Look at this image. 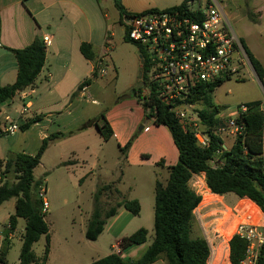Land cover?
<instances>
[{"label": "trees", "instance_id": "trees-1", "mask_svg": "<svg viewBox=\"0 0 264 264\" xmlns=\"http://www.w3.org/2000/svg\"><path fill=\"white\" fill-rule=\"evenodd\" d=\"M113 1L121 15L128 14L120 0ZM187 1L183 0L180 4L168 8H183ZM248 16L251 20H255L251 14ZM239 39L264 91V67L250 52L244 40ZM125 41L131 42L127 36H125ZM138 49L144 58L142 76L144 81L146 59L142 49ZM9 51L14 55L17 73L13 83L0 86V106L13 97L17 90L34 84L43 67L46 53L42 40L39 38H35L23 48L9 49ZM80 51L85 58H93L88 44L81 43ZM96 76L95 68L92 77ZM222 81L201 85L193 94L195 99L202 102L199 115L209 131L210 139L205 147L199 146L194 136L181 128L168 107L160 104L155 98L153 90L147 99L142 100L146 116L157 125L167 126L178 151L177 161L167 167L168 174L165 182L156 180L154 184V237L137 259L129 260L120 253L110 252L91 261L90 264H153L161 256L167 264H207L209 253L207 242L203 237L191 236L193 211L201 201V196L195 193L188 184L194 173H204L206 185L212 193L218 195L232 193L237 198L247 197L255 202L264 213V158L262 156L264 111L262 103L261 100L244 102L247 109L235 118V124L242 130L233 137V142L229 147L223 148L224 140L220 135L212 132V129L220 124L223 125L224 120L215 118L219 110L211 99L214 88ZM89 82L90 78L83 79L76 91ZM132 92L140 97L141 88L133 89ZM38 118L37 116L26 118L20 129H26ZM89 123L96 126L103 140L106 141L111 137L112 129L104 113L101 112ZM58 136V133H53L42 138L33 155L24 152H9L4 159H0V205L10 198H15L14 212L8 218L9 229L16 228L18 218L25 221L18 264H46L47 262L48 224L44 220L46 213L41 211V201L35 191L33 192L41 183L39 180L33 182V170L39 164L49 141ZM217 150L220 151L218 159L222 164L212 167L209 160L214 157ZM158 164L161 165L160 162ZM104 189H110V185L100 187L84 231L85 238L90 241L97 239L104 229L106 220L112 217L119 207H124L133 215H138L140 212V204L136 198L116 200L105 209L98 199V195ZM42 234H45L46 246L43 254L37 257L32 245ZM146 237L147 229L139 227L131 234L122 237L118 246L122 250H127L145 242ZM229 244L231 263L239 264L244 254L245 241L234 235ZM5 254V250L0 251V259L6 264ZM257 264H264V245L260 250Z\"/></svg>", "mask_w": 264, "mask_h": 264}, {"label": "crops", "instance_id": "crops-1", "mask_svg": "<svg viewBox=\"0 0 264 264\" xmlns=\"http://www.w3.org/2000/svg\"><path fill=\"white\" fill-rule=\"evenodd\" d=\"M120 1L125 11L128 14H132L149 9H158L160 6L168 8L180 4L183 0H179V3H175L176 0ZM257 1L263 4V0ZM259 15L261 19L264 16V10ZM124 16L116 9L113 0H0V86L11 84L16 78V61L9 49L23 48L35 38L41 39L45 34L50 35L51 43L45 48L44 64L32 85L34 92L30 96L31 113L39 118L27 128L44 123L42 125L43 130L40 131L41 139L53 133L59 134L58 137L49 141L45 150L49 148L51 143L59 142L62 138L67 136L74 137V145L76 144V146L70 147L69 155L74 154L76 159L70 162L77 163L80 159L82 161L81 165L88 164L83 178L91 175V179L96 181L97 185L101 184L120 163V174L123 175L125 168L135 169L156 165L167 169L178 158L177 148L167 126L153 123L152 119L146 116L141 98L132 92L138 81L140 53L134 43L125 41L126 27ZM115 32H120L123 43L127 45L126 51L128 52L126 65L128 80L125 81L122 89L117 88L121 71L110 47L113 44ZM83 42L89 45L93 55L92 59H87L82 55L80 45ZM246 46L248 47L247 44ZM252 54L255 56L254 53ZM100 61L103 62L105 73L102 75L97 73L96 77H92L95 68L97 72ZM85 78H90L85 90L82 92L76 91L77 86ZM99 80L105 84L115 81L113 85L115 101L104 112L101 111L112 129L111 137L106 141L103 140L96 126L89 123L101 112L95 117L88 119L87 122H83L82 124L84 125L76 127L75 130L67 128L70 125L66 122L65 124L62 123V125L58 124L54 132H49V126L45 123L46 115L42 113L45 107L42 101L45 99H48L51 103L67 101V106H72L75 101L84 98L86 100L90 99L92 103H98L91 94L93 89L100 85L97 84ZM13 105L14 102L8 106L3 103L0 107L1 109L9 107L12 110L18 108V106L12 107ZM262 107H264L263 104ZM50 114L47 113V116ZM31 116L29 115L28 118H31ZM91 128L98 135V143L96 145H91L87 138L91 133ZM24 130H21L22 135H24ZM109 141H113L111 157L108 150L105 149V145ZM128 143L129 145L127 146ZM0 145L2 144L0 143ZM10 148L11 146L7 145L5 146L6 151H3L0 147V159L5 158V152H13ZM61 162L62 159H60L58 165ZM159 162L161 165L158 164ZM39 164L41 165L42 163L39 162ZM67 166L66 168L69 167ZM65 185L66 181L60 179V186L64 188ZM115 190V192H119V190ZM228 194L232 195L235 203L238 199L237 196L232 193ZM224 196L226 194L219 195L221 198ZM63 198L64 202H66V197ZM131 198H136L139 201L141 209V197H126V199ZM48 209L49 205L47 211ZM200 210L201 207L199 205L193 211V218H195L199 228V233L194 237H202ZM121 216L127 220L126 223L135 217L124 207H119L116 213L107 220L111 221V225H115ZM123 229L124 226L120 232ZM23 230L21 233H23ZM16 231L17 227L14 230L9 228L5 230V226L2 230L0 229V251L5 250V243H8V239L12 238ZM192 231L193 222L191 233ZM119 241L120 239L116 241V245L111 246L112 251L117 248L115 250L117 253L122 254L126 259L134 260L129 255L134 251V247L138 245L122 250L118 246ZM218 256L219 254L215 253L210 260V264H220ZM49 258L50 250L48 251L46 264H49ZM160 259H162V256L158 260Z\"/></svg>", "mask_w": 264, "mask_h": 264}, {"label": "rangeland", "instance_id": "rangeland-1", "mask_svg": "<svg viewBox=\"0 0 264 264\" xmlns=\"http://www.w3.org/2000/svg\"><path fill=\"white\" fill-rule=\"evenodd\" d=\"M205 1L192 0L190 7L196 9L199 5H204ZM219 1L235 34L239 38H243L248 48L264 66V16L261 19L259 18L260 12L263 13L264 10V0L263 4L257 0ZM175 3H179V0H176ZM158 9L164 8L160 6ZM249 14L255 20H251L248 16ZM126 46L122 41L120 32H115L113 44L110 45L112 50H110L120 66L121 73L118 80V89H122L125 81L128 80L126 67L128 52L126 51ZM114 82L113 80L110 84H105L100 80L98 81L97 84L100 85L94 88L91 94L98 103H92L90 99L86 100L84 98L75 101L72 106H67V101L52 103L48 99L42 101L45 106L42 113L46 115L47 119L45 123L49 126L48 131L54 132L58 124L62 125V123L65 124L66 122L70 125L67 128L75 130L76 127L84 125L82 124L83 122H87L88 119L95 117L101 111L104 112L115 101ZM13 99L14 105L12 107H16L17 98L14 97ZM211 99L217 106H222L219 114L226 117L236 106L247 101L261 100V103L264 105V91L252 68L247 65L241 69V73L238 76L226 78L216 86L211 93ZM262 109L264 111V107ZM8 110H10L9 107ZM47 113L51 114L47 116ZM43 124L27 128L24 130V135H22L21 130H18L14 134L0 132V143L2 144L0 147L3 151H6L5 146L10 145V149L13 152L23 151L30 155L35 154L41 143L40 131L43 130ZM90 132L87 138L91 145H96L98 143V135L94 133L92 128ZM224 142L229 147L233 142V138L225 136ZM72 146H76V144L74 145V137L72 136H67L59 142L51 143L41 156L40 162L42 164H38L33 170V182L39 180L45 185V197L49 204V209L44 216V220L48 224L49 264H90V261L109 254L112 251L111 246L116 245L117 240L131 234L139 227H144L147 229L146 241L134 247V251L129 255L131 259H137L153 240L154 184L156 180L165 182L168 174L167 169L156 165L135 169L125 168L123 175H121L119 169L120 163L112 173L108 174L101 184L97 185L98 183L96 184V181L91 179V175L83 178L88 164L81 165L82 161L80 159L77 163L70 162L76 159L74 154L69 155V149ZM105 149L108 150L111 157L113 141H109L105 145ZM7 153L8 151L5 152L4 157H6ZM60 159H62V162L58 165ZM60 179L66 181L64 188L60 186ZM107 185H110V189L101 190L100 195H98V199L105 209L116 200L135 196L141 197V209L139 214L134 215L135 217L128 223H126L127 220L122 216L119 217V221L115 225H111V221L106 220L107 224L96 241H90L85 238L84 231L90 218V213L93 211L97 193L100 187ZM115 189L119 190V192H115ZM34 191L38 197V188H35ZM204 195L205 200L209 199L213 201L216 198L214 195L209 194V192H206ZM63 197H66V202H64ZM221 200L227 205L234 203L230 194H226ZM14 202L15 198H10L0 205L1 230L4 226L5 230L9 228L8 218L14 212ZM24 223V219L18 218L16 233H14L12 238L8 239L7 244L5 243V259L7 264H18L21 232L24 229ZM123 226L124 229L120 232ZM198 233L199 228L195 222V218H193V231L191 235L194 237ZM45 246L46 237L45 234H42L32 245V249L37 257L43 254ZM115 250L117 248L112 252H116ZM154 264L167 263L162 257V259L157 260Z\"/></svg>", "mask_w": 264, "mask_h": 264}, {"label": "built area", "instance_id": "built-area-1", "mask_svg": "<svg viewBox=\"0 0 264 264\" xmlns=\"http://www.w3.org/2000/svg\"><path fill=\"white\" fill-rule=\"evenodd\" d=\"M188 0L183 8L149 9L124 16L125 33L128 39L145 54V79L141 86L140 98L145 100L152 90L158 102L168 107L183 130L190 132L196 143L205 147L209 143V131L202 123L199 110L201 100L193 94L201 85H210L219 80L238 76L241 69L250 65L239 37L233 31L225 10L219 0H206L204 5L194 9ZM45 48L51 37L41 38ZM142 56V55H141ZM143 58V56H142ZM144 60V58H143ZM144 64V62H143ZM97 72L105 73L103 62L98 63ZM143 66V65H142ZM84 85L79 91H84ZM32 86L17 90L4 104L11 105L17 98L14 110L0 107V132L14 134L31 113L30 96ZM247 109L242 103L221 116L224 120L212 129L220 135L234 137L242 128L235 124V118ZM223 148H226L223 142ZM219 150L209 160L212 167L222 162ZM262 156L264 158V132L262 136ZM191 189L201 196L200 205L202 237L208 244L207 264L218 253L220 264H232L230 260V239L237 235L245 241L243 257L239 264H257L260 250L264 245V213L247 197H240L232 205L223 203L218 194L212 193L205 182L204 173H194L188 182ZM214 195L213 201L205 200V193ZM46 187L38 186L41 211L46 213L48 201ZM9 227V224H8ZM0 264H5L0 259Z\"/></svg>", "mask_w": 264, "mask_h": 264}, {"label": "water", "instance_id": "water-1", "mask_svg": "<svg viewBox=\"0 0 264 264\" xmlns=\"http://www.w3.org/2000/svg\"><path fill=\"white\" fill-rule=\"evenodd\" d=\"M143 58L142 56L140 55V66H139V70H138V83L137 85L135 86V90L139 89L141 86L144 85V81L142 80V76H143ZM222 109V106H218V110H221Z\"/></svg>", "mask_w": 264, "mask_h": 264}]
</instances>
